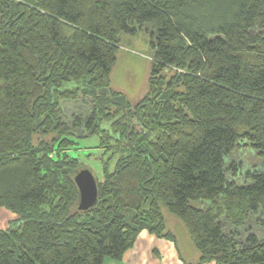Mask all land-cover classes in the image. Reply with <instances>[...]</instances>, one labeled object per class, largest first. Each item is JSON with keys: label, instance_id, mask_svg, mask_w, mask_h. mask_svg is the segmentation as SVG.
<instances>
[{"label": "trees", "instance_id": "trees-1", "mask_svg": "<svg viewBox=\"0 0 264 264\" xmlns=\"http://www.w3.org/2000/svg\"><path fill=\"white\" fill-rule=\"evenodd\" d=\"M121 34L151 51L133 103L110 82ZM92 137L80 210L92 170L69 152ZM0 207V264L120 260L142 230L176 242L172 218L186 264H264V0H0Z\"/></svg>", "mask_w": 264, "mask_h": 264}, {"label": "rangeland", "instance_id": "rangeland-1", "mask_svg": "<svg viewBox=\"0 0 264 264\" xmlns=\"http://www.w3.org/2000/svg\"><path fill=\"white\" fill-rule=\"evenodd\" d=\"M118 47L116 60L110 72L111 87L123 93L127 100L133 103L143 97L147 91V78L151 68V51L147 45L146 38L141 34L134 36L121 34ZM79 142L81 150L69 153L78 157L81 163L92 170L95 178L101 181L102 166L100 162V151L97 148H93L97 144V139L92 137ZM254 154L250 147L243 144L231 154L230 158L235 159L238 167L242 165L243 169H246L248 166L257 163L258 159ZM168 226V229L177 236L182 259L185 262H193L195 250L190 243L184 226L181 222L173 218L169 220ZM189 247L192 253H186Z\"/></svg>", "mask_w": 264, "mask_h": 264}, {"label": "crops", "instance_id": "crops-1", "mask_svg": "<svg viewBox=\"0 0 264 264\" xmlns=\"http://www.w3.org/2000/svg\"><path fill=\"white\" fill-rule=\"evenodd\" d=\"M16 218V214L0 207V230H6ZM189 252L192 253L190 247L186 253ZM182 258L177 236L176 242H173L142 230L134 244L124 252L120 260L106 258L103 264H186ZM196 259L197 253L194 251L192 261Z\"/></svg>", "mask_w": 264, "mask_h": 264}, {"label": "water", "instance_id": "water-1", "mask_svg": "<svg viewBox=\"0 0 264 264\" xmlns=\"http://www.w3.org/2000/svg\"><path fill=\"white\" fill-rule=\"evenodd\" d=\"M73 180L79 193L78 208L86 210L92 207L97 199V184L93 173L89 169H81Z\"/></svg>", "mask_w": 264, "mask_h": 264}]
</instances>
